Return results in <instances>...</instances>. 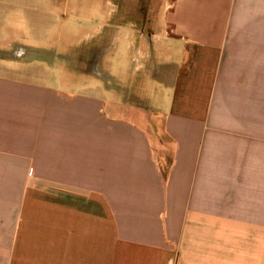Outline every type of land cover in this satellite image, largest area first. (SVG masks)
I'll use <instances>...</instances> for the list:
<instances>
[{
	"label": "crops",
	"instance_id": "1",
	"mask_svg": "<svg viewBox=\"0 0 264 264\" xmlns=\"http://www.w3.org/2000/svg\"><path fill=\"white\" fill-rule=\"evenodd\" d=\"M42 2L77 16L72 43L113 32L103 50L127 91H90L57 63L50 81L47 60L1 68L0 264H264V0H162L158 16L144 1ZM161 40L174 72L149 131L128 89ZM218 101L249 106L247 128L217 125Z\"/></svg>",
	"mask_w": 264,
	"mask_h": 264
},
{
	"label": "rangeland",
	"instance_id": "2",
	"mask_svg": "<svg viewBox=\"0 0 264 264\" xmlns=\"http://www.w3.org/2000/svg\"><path fill=\"white\" fill-rule=\"evenodd\" d=\"M103 1L105 0H98L100 3H103ZM108 1L113 2L114 6L120 7L121 2L128 0ZM129 1H133L134 4L138 2L141 4L140 1L142 3L144 1L145 4L150 2L149 14L151 16H158L159 5L162 2V0ZM45 8L46 5L42 0H0V71H3L1 69L3 68L10 73L22 74L21 72L26 68L23 64L35 60H47L50 67V81H58L59 77H62L60 73L56 72V70H60V67H56V63L62 66L64 64L63 68L66 74L72 75L75 73L81 75V77H86L79 80L82 83L87 81L86 85L84 84L86 89H95V84H102V88L108 89L109 94V89L112 87L117 92L116 96H119L118 94L121 91L126 92V88L121 83L125 76L122 75L121 80H115V77L111 75H115L116 72L119 75L121 73L119 69L123 65L121 64L120 54L113 53L109 59L105 56L103 50L110 43L111 33L113 32H109L108 27L104 29V26H98L96 38L90 43V47H88L89 45L80 44V40H75L72 43L67 35L73 33L72 31L74 28L77 29L78 25L72 23L77 16L71 12V8L58 10L54 15H47ZM88 15L86 16L88 17ZM99 20L100 18L97 21ZM144 28L147 30L148 27ZM60 39L64 40L65 47H60L61 52H58L57 46ZM163 41L157 42V47H154L158 50V57L152 58L155 60H149L144 69L134 74L133 84L128 89L131 103L128 111L135 120H138V123L147 127L149 131H151L153 120L154 123L157 122L158 124L156 111L160 107L158 109L155 102L157 86L163 84L162 79L168 78V76L172 77L174 72L171 69L174 67V63H168L167 45L163 44ZM137 42L139 43L138 40ZM72 44L76 47H72ZM133 67H142L141 60L139 59V62L135 61ZM148 70L151 73H156L159 76L158 80H152L153 74L144 77ZM171 71L173 72L171 73ZM138 80L142 82L143 86L137 87ZM96 88L99 89L98 86ZM92 89L90 91H94ZM215 108L217 113L227 119V121L222 120L219 124L215 122L217 125L224 124L228 126L229 124V126L236 128H247L248 123L245 120H247L249 106L229 105L218 101ZM260 133L264 134V130ZM256 141L258 145L264 143V137H258ZM259 148L260 146L257 147L256 160H261L263 154Z\"/></svg>",
	"mask_w": 264,
	"mask_h": 264
}]
</instances>
